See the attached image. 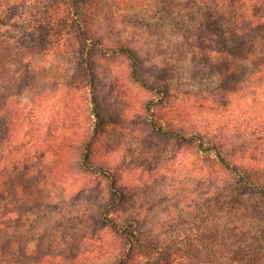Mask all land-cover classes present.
Returning <instances> with one entry per match:
<instances>
[{"label": "rangeland", "instance_id": "rangeland-1", "mask_svg": "<svg viewBox=\"0 0 264 264\" xmlns=\"http://www.w3.org/2000/svg\"><path fill=\"white\" fill-rule=\"evenodd\" d=\"M77 1L91 34L104 39L105 47L123 43L133 46L141 58L144 78L168 87L166 102L155 108L162 121L184 125L188 130L217 129L223 138L237 144L245 142L249 151L244 161L252 164L248 167L254 169V178L264 183V92L255 89L253 100L245 93L235 94L231 102L223 75L202 56L195 58L190 53L191 41L198 33L204 34L212 19L211 0H169L167 7L162 0H100L92 6ZM15 32L13 28L3 31L7 36ZM64 42L62 39L61 44L44 52L32 51L28 77L32 86L18 97L30 121L40 126L35 133L46 136L51 145L50 161L56 152L63 156L65 129L69 131L66 125L77 124V136H82L80 126L85 127V106L90 100L85 89H68L66 85L76 72L74 56L80 49L74 26L69 27ZM82 51L87 63L94 64L97 99L102 102L104 126L93 160L118 170L119 185L126 191L119 214L139 218L146 238L199 230L212 235L206 236V242L226 251L230 230L248 228L252 222L244 207L221 195L228 178L194 145L152 131L143 103L156 93L132 80L129 58L104 57L97 46ZM20 59L17 56L14 63L20 65ZM223 62L218 57L216 64ZM239 154L243 155L240 150ZM71 160H76L74 154ZM80 187L59 181L50 188L53 195L44 198L43 209L29 221L26 231L29 238L45 234V240H57L75 252L84 246L86 261L71 255L63 264H99L106 257L97 254L98 244L109 237L102 230L85 236L82 222L86 217L82 214L90 208L95 210L102 188L80 193ZM50 190H44L45 196ZM241 194V199L259 205L264 212L263 197L247 191ZM256 221L258 226L264 224ZM238 231L239 238L233 237L231 242H240Z\"/></svg>", "mask_w": 264, "mask_h": 264}, {"label": "trees", "instance_id": "trees-1", "mask_svg": "<svg viewBox=\"0 0 264 264\" xmlns=\"http://www.w3.org/2000/svg\"><path fill=\"white\" fill-rule=\"evenodd\" d=\"M84 1L92 6L100 0ZM168 1L162 0L161 4ZM210 2L212 19L206 24L204 34L198 33V38L191 41L190 53L195 58L202 56L223 75V86L231 102L235 94L241 93L253 100L255 89L264 92V0ZM79 7L77 0H0V264H63L71 255L87 258L82 245L75 252L57 240H54L56 244L45 240V234L29 238L26 231L29 221L43 209L44 200L53 195L50 188L59 181L72 187L80 184V193L102 188L95 210L90 208L82 214L86 217L82 222L85 236L102 230L109 237L98 244L97 254L106 257L99 264H264V224L258 226L256 221H264V212L259 210V205L241 199V193L246 191L264 198V183L254 178L252 164L244 161L249 151L245 142L237 144L223 138L216 133L217 129L188 130L184 125L162 121L155 108L166 102L168 87L144 78L141 58L133 46L123 43L105 47L104 39L91 34ZM70 26L76 28L80 49L74 56L76 72L66 85L68 89H85L90 100L85 106V127L80 126L84 130L82 136H77V124L66 125L69 131L65 129L63 156L62 152H56L55 159L50 161L51 145L46 136L35 133L34 130L40 131V126L30 121L28 110L20 105L18 97L32 86L33 80L28 79L32 51L44 52L61 44L62 39L65 44ZM10 28L15 29V34L5 35L3 31ZM92 46H97L102 56L110 59L129 58L132 80L154 90L156 95L143 103L152 131L194 145L228 178L223 182L221 195L230 203L244 207L252 222L248 228L230 230L226 251L221 252L206 242V236L212 235L199 230L146 238L139 218L119 214L126 191L119 185L118 170L93 160L104 125L94 64L87 63L82 51ZM17 56L21 57L20 65L14 63ZM218 57L224 60L223 64H216ZM71 151L76 156L74 162ZM45 189L50 190L47 196ZM237 231L240 242L233 243L231 239L238 236Z\"/></svg>", "mask_w": 264, "mask_h": 264}]
</instances>
